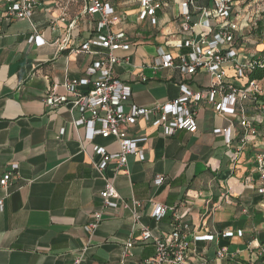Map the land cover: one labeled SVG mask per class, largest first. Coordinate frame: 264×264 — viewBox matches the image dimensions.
Masks as SVG:
<instances>
[{
    "label": "crops",
    "instance_id": "0c3cea01",
    "mask_svg": "<svg viewBox=\"0 0 264 264\" xmlns=\"http://www.w3.org/2000/svg\"><path fill=\"white\" fill-rule=\"evenodd\" d=\"M102 1L123 19L120 29L131 45L129 52L117 53L128 60L113 68L114 75L133 89L128 105L152 108L178 98L184 79L201 89L211 84V76L204 72L183 78L172 69L152 70L159 48L175 56L181 53L176 45L184 38L181 4L186 0H166L156 24L139 20L137 0ZM196 1L205 7L212 2ZM4 3L0 0V181L13 164L19 168L8 187L0 184V201H4L0 207V264H76L77 259H81L79 264H140L155 256V244L150 241L136 243L124 260L126 242L136 240L141 232L128 212H117L94 233L86 232L101 206L107 180L125 200L144 203L142 224L156 237H168L179 223L171 214L160 221L152 219L153 203L184 214L190 240L194 234L242 232L233 239L195 243L210 264H264V254L257 257L258 250L252 255L248 251L257 245L264 250V201L258 194L256 151L238 154V137L228 145L224 134L214 132L231 122L207 104L198 110L196 133L180 131L168 137L152 125V118L140 120L127 130L132 138H147L139 143L144 160L129 156L128 173L116 175L113 164L104 173L98 171L101 158L94 147L117 154L118 142L101 136L87 140L86 128L74 126L80 114L71 104L53 109L45 99L52 89L65 96L66 79L82 78L100 58L73 52L85 40L97 38L99 16H82V0H73L68 19L52 29L60 15L52 4L35 11L31 21H10L3 14ZM198 19L195 14L193 22ZM72 21L76 27L70 48L61 50L54 43ZM33 35L40 37L37 43L30 42ZM143 74L147 81L141 79ZM233 124L239 130L237 121ZM157 176L165 177L164 185L155 186ZM219 246H227L236 260H217Z\"/></svg>",
    "mask_w": 264,
    "mask_h": 264
},
{
    "label": "built area",
    "instance_id": "2783aa9c",
    "mask_svg": "<svg viewBox=\"0 0 264 264\" xmlns=\"http://www.w3.org/2000/svg\"><path fill=\"white\" fill-rule=\"evenodd\" d=\"M140 5L139 20L150 19L157 23V13L166 5V0H137ZM82 16H99L96 26L97 38L85 40L76 46V54L97 55L95 61L80 79H66L63 86L67 94L58 96L55 92L45 99L47 107L56 109L62 105L71 104L80 114L74 121L77 128H86V139L94 141L97 136L103 139H115L119 144L117 154H109L104 147L95 146L94 152L101 160L96 164L98 171L104 173L113 164L115 173H128V157L139 156L144 160V154L139 143L147 138H132L127 128L143 119L152 118V125L161 129L168 137L175 136L180 131L196 133L198 131L197 113L202 104L212 107L215 112L231 122L227 128L216 129L217 135L224 134L227 144L232 145L234 137L239 138L238 154L248 149L256 151V171L259 174L258 194L264 201V79H251L250 74L257 67H263V60L256 59L263 55V48L258 44L254 51L245 53L242 49L248 46L245 30H253L258 19L259 10L256 6L264 4V0L239 6L238 0H212L210 6H200L196 0H186L181 4L182 26L184 38L176 45L181 51L177 56L163 48L157 52V61L152 66L154 72L172 69L184 77L195 76L198 72L208 73L212 82L205 89L197 88L189 81L180 83L181 95L178 98L156 104L152 108L128 105L133 89L113 73V68L128 58L117 56L118 52H129L131 45L127 34L120 29L124 23L115 8L102 0H82ZM73 0H5L3 14L6 20L31 21L38 9L52 4L60 11V15L52 22V29L58 22H65ZM199 16L193 22L194 15ZM76 21H72L66 33L54 45L61 50L70 48L72 32ZM201 31L196 32V28ZM39 36L33 35L30 42H36ZM45 41L42 40L41 45ZM147 81V76H141ZM86 89L85 91L82 89ZM237 121L239 130L234 126ZM64 133V132H63ZM18 164H13L11 170L1 179L3 188L9 186L13 174L18 171ZM165 183L164 176H157L155 186ZM4 201H0L3 208ZM144 203L135 198L125 200L121 197L114 183L106 181L101 192V206L93 213L91 222L86 226V232L94 233L108 218H114L117 212H128L134 220L135 227L141 230L139 236L126 242L123 257L131 256V250L136 243L153 241L156 253L151 258L144 259L140 264H210L200 256L195 247L197 242H213L217 238L233 239L241 237L242 232L227 230L220 234H194L190 240V224L185 222L184 214L175 207L153 203L152 219L160 221L172 215L179 223L168 237H156L148 226L142 224L141 211ZM258 250L255 256L264 254L259 246H250L251 253ZM257 254V255H256ZM254 255V254H253ZM216 259L233 262L236 254L230 253L227 246H219ZM81 259L76 260L79 264Z\"/></svg>",
    "mask_w": 264,
    "mask_h": 264
},
{
    "label": "rangeland",
    "instance_id": "374dc122",
    "mask_svg": "<svg viewBox=\"0 0 264 264\" xmlns=\"http://www.w3.org/2000/svg\"><path fill=\"white\" fill-rule=\"evenodd\" d=\"M255 10H259L260 13L258 14V22L256 27L253 30H250L249 28L245 30V36L247 38V42H248V46H245L242 50L245 53H250L251 51H254L256 49V47L258 44H261V47H259L258 49L263 48L264 44V39L262 41H259V36L255 35V29L258 28L260 25H264V4L256 6ZM259 41V42H258ZM258 43V44H255Z\"/></svg>",
    "mask_w": 264,
    "mask_h": 264
},
{
    "label": "trees",
    "instance_id": "16d2710c",
    "mask_svg": "<svg viewBox=\"0 0 264 264\" xmlns=\"http://www.w3.org/2000/svg\"><path fill=\"white\" fill-rule=\"evenodd\" d=\"M240 2L239 6H243L249 3H252L257 0H238ZM211 5V3H210ZM255 35L259 36V41H262L264 39V25H260L258 28L255 29ZM258 41V42H259ZM256 59L263 60L264 62V53L263 55H259L256 57ZM251 79H257V80H263L264 79V66L263 67H257L252 74H250Z\"/></svg>",
    "mask_w": 264,
    "mask_h": 264
}]
</instances>
